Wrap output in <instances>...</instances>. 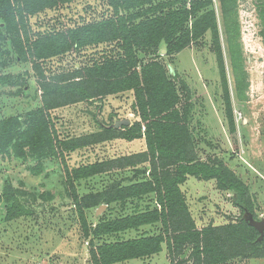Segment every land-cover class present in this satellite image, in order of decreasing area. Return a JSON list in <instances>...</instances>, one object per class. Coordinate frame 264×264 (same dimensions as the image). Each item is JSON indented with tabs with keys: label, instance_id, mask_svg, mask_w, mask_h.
<instances>
[{
	"label": "trees",
	"instance_id": "obj_1",
	"mask_svg": "<svg viewBox=\"0 0 264 264\" xmlns=\"http://www.w3.org/2000/svg\"><path fill=\"white\" fill-rule=\"evenodd\" d=\"M75 0H0V39L8 34L17 58L31 62L40 91V105L20 115L0 118V156L33 162L30 171L39 174L42 159L69 154L114 139L143 138L145 149L109 159L87 162L69 168L66 182L82 238L89 241L90 264H119L167 253L169 264H225L233 259L264 258V232L243 217L256 219L254 199L249 188L219 160L198 158L188 129L189 101L179 106L180 97L163 65L155 59L139 63L136 52H154L163 43L166 54L185 48L209 32L213 42L229 139L237 145V134L228 90L224 59L211 0H108L112 14L94 21L36 34L27 19L47 9ZM235 0H219L229 61L235 87L245 81L238 48L239 27ZM98 44H114V55L95 59L66 73L47 77L40 60L78 51ZM27 72L0 75V85H26ZM244 85H246L244 83ZM243 85V86H244ZM130 91L136 119L119 125L103 124L98 130L77 136L59 137L50 111L83 101L101 102L103 97ZM146 168L139 169L142 165ZM136 168L143 179L125 184L113 183L95 192L78 195L74 182L112 170ZM193 177L213 180L215 187L232 192V204L240 211L238 221L198 225L182 185ZM154 195L156 206L136 208L121 216L87 221L86 211L101 205L112 207L144 196ZM19 191L5 184L0 191L4 203L3 220L28 217L32 211L18 197ZM32 197V196H31ZM44 197V195H41ZM160 224L158 231L123 237L125 232ZM112 238V239H109ZM185 259H179L185 249Z\"/></svg>",
	"mask_w": 264,
	"mask_h": 264
},
{
	"label": "rangeland",
	"instance_id": "obj_2",
	"mask_svg": "<svg viewBox=\"0 0 264 264\" xmlns=\"http://www.w3.org/2000/svg\"><path fill=\"white\" fill-rule=\"evenodd\" d=\"M209 8L215 12L237 134L236 146L231 144L228 135L222 88L209 32L172 54H166V46L161 43L154 52L137 51L136 55L139 63L155 59L163 65L168 78L176 86L180 97L179 106L188 99V129L198 158L221 161L248 184L254 195H260L264 201V0H235L234 3L239 27L237 41L242 57L241 69L246 84L242 83L238 90L230 66L219 0H211ZM111 14L108 0H75L29 16L27 27L33 37ZM0 29L3 30L1 22ZM116 48L114 44L90 45L40 60V67L47 77H52L90 64L103 56L114 55ZM23 72L28 73L26 85H0V118L24 114L40 105V91L30 60H19L9 35H3V39H0V75ZM133 101L132 92L127 91L105 96L101 102L83 101L49 113L59 137L77 136L98 130L103 124L119 125L120 121H134L136 113ZM144 149L143 138L132 141L114 139L64 153L63 157L59 154L45 157L39 174L29 170L33 162L24 163L20 158L0 156V191L5 184H11L19 191V199L32 211L28 217L6 222L3 220L4 203L0 202V264H90L89 239L82 238L79 230L72 191L65 178V164L71 168ZM143 168L148 170V165L139 167ZM136 171V168H124L78 180L74 182L75 190L81 196L107 188L113 183L125 184L148 176L146 172L139 174ZM212 189L214 192L211 194ZM182 190L198 225L209 221L214 224L234 222L240 218V211L231 203L233 193L216 189L213 180L188 177ZM256 200L254 198V207L257 208ZM147 205H157L153 194L134 201L128 200L123 205L88 209L87 221L94 225L103 218L121 216ZM258 208L255 210L256 220L264 219V213ZM243 217L246 219V216ZM160 228L159 223L145 226L125 232L123 237H135ZM188 252L186 248L179 259H185ZM245 262L246 259L238 258L225 264ZM119 264H169V258L163 251L152 258ZM248 264H264V259H252Z\"/></svg>",
	"mask_w": 264,
	"mask_h": 264
},
{
	"label": "crops",
	"instance_id": "obj_3",
	"mask_svg": "<svg viewBox=\"0 0 264 264\" xmlns=\"http://www.w3.org/2000/svg\"><path fill=\"white\" fill-rule=\"evenodd\" d=\"M246 185L248 186V184L246 183ZM212 192H214V190L212 189V190H210V193L212 194ZM249 192H250V194H251V196H252V198L254 197L255 198V200H256V198H257V200H256V202L258 203V206H259V208H258V206H257V208H258V210H260V212L261 213H264V201H263V199H262V197L260 196V195H254L253 194V192H252V190L250 189V187H249ZM253 194V195H252ZM253 198V199H254ZM230 201V200H229ZM231 202V201H230ZM232 203V202H231ZM189 205V204H188ZM232 206L235 208V209H237L233 204H232ZM256 206V205H255ZM256 208V207H255ZM256 208V209H257ZM204 217V216H203ZM210 222V221H209ZM224 223V222H223ZM214 224V223H213ZM252 259H257V260H263L264 258H250V259H246V262H245V264H248V261L249 260H252Z\"/></svg>",
	"mask_w": 264,
	"mask_h": 264
},
{
	"label": "water",
	"instance_id": "obj_4",
	"mask_svg": "<svg viewBox=\"0 0 264 264\" xmlns=\"http://www.w3.org/2000/svg\"><path fill=\"white\" fill-rule=\"evenodd\" d=\"M105 208V205L99 206V209ZM246 219L249 221L251 225L256 227L258 231L262 234L264 232V219H253L250 215L247 214Z\"/></svg>",
	"mask_w": 264,
	"mask_h": 264
},
{
	"label": "built area",
	"instance_id": "obj_5",
	"mask_svg": "<svg viewBox=\"0 0 264 264\" xmlns=\"http://www.w3.org/2000/svg\"><path fill=\"white\" fill-rule=\"evenodd\" d=\"M243 215L247 217V213H244Z\"/></svg>",
	"mask_w": 264,
	"mask_h": 264
}]
</instances>
